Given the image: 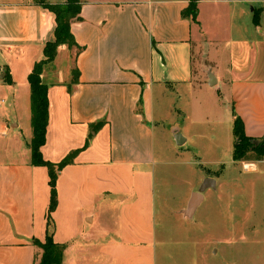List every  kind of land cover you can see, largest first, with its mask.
Listing matches in <instances>:
<instances>
[{"label": "crops", "instance_id": "crops-1", "mask_svg": "<svg viewBox=\"0 0 264 264\" xmlns=\"http://www.w3.org/2000/svg\"><path fill=\"white\" fill-rule=\"evenodd\" d=\"M189 2L83 0L71 25L82 49L60 45L42 72L43 158L57 163L75 152L48 218L50 174L33 162L28 76L55 38L56 16L38 0H0V96L9 103L0 105V264L38 262L35 239L49 231L65 244L62 264H157L156 131L170 112L216 117L232 155L220 164L238 162L237 117L248 136L264 140V0H199L197 21L182 16ZM204 3L218 16L217 6L228 8L222 35L209 32ZM173 127L184 148L189 138ZM251 166L253 181L264 183V158Z\"/></svg>", "mask_w": 264, "mask_h": 264}, {"label": "rangeland", "instance_id": "rangeland-1", "mask_svg": "<svg viewBox=\"0 0 264 264\" xmlns=\"http://www.w3.org/2000/svg\"><path fill=\"white\" fill-rule=\"evenodd\" d=\"M206 3L209 32L222 35L228 8L217 6L223 14L218 16ZM9 112L14 116L12 107ZM182 114L170 112L156 131L157 264H264V183L253 181L251 173L257 155L220 164L232 159L224 150L226 128L213 123L216 117L201 113L195 120ZM172 125L189 138L184 148L176 144ZM207 177L218 179V185L204 191L205 200L189 215L192 194Z\"/></svg>", "mask_w": 264, "mask_h": 264}, {"label": "trees", "instance_id": "trees-1", "mask_svg": "<svg viewBox=\"0 0 264 264\" xmlns=\"http://www.w3.org/2000/svg\"><path fill=\"white\" fill-rule=\"evenodd\" d=\"M198 1L190 0L189 5L182 10L183 17H191L197 21ZM39 4L50 9L56 16V28L54 40L48 41L44 47V56L37 61L33 70L28 76L31 86V122L33 128V137L31 140V150L33 162L38 165H46L50 174L51 201L49 206L48 218L58 205L57 180L60 171L68 164L73 162L75 152L67 155L63 160L57 163L47 161L43 158L41 147L46 142V131L49 118V99L48 87L42 80L44 65L53 61L57 55L60 45L67 44L69 47H82L77 43L72 32V22L81 20V9L83 0H65L60 3H52L47 0H38ZM79 70L73 71V81H78ZM100 123L91 125L90 137L93 136ZM235 145L233 152L234 160H244L251 153L257 155L255 159L264 158V147L257 145L255 139L248 136L245 132L244 122L237 117L234 123ZM262 143H264V140ZM35 244L42 247L43 255L39 262L34 264H62L65 244L58 243L54 240L52 233L49 231L44 241L35 239Z\"/></svg>", "mask_w": 264, "mask_h": 264}, {"label": "water", "instance_id": "water-1", "mask_svg": "<svg viewBox=\"0 0 264 264\" xmlns=\"http://www.w3.org/2000/svg\"><path fill=\"white\" fill-rule=\"evenodd\" d=\"M212 81H210V84L211 85H215V80H214V77L212 76L211 77ZM176 140H177V143L179 145L183 144L184 142V137L178 133L176 135ZM257 145H261L264 147V143H262L263 141L261 140H255L254 141ZM210 187H213L215 188L216 187V179L214 177H207L204 179L201 187L199 188L198 191L194 192L192 194V197H191V200H190V203H189V210H188V214L189 215H192L194 213V211L196 210V208L198 207V205L201 203V201L203 200V193L206 189L210 188Z\"/></svg>", "mask_w": 264, "mask_h": 264}, {"label": "built area", "instance_id": "built-area-1", "mask_svg": "<svg viewBox=\"0 0 264 264\" xmlns=\"http://www.w3.org/2000/svg\"><path fill=\"white\" fill-rule=\"evenodd\" d=\"M6 103V98L0 96V105Z\"/></svg>", "mask_w": 264, "mask_h": 264}]
</instances>
